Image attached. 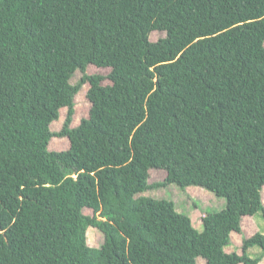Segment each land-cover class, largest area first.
Segmentation results:
<instances>
[{
	"label": "trees",
	"instance_id": "16d2710c",
	"mask_svg": "<svg viewBox=\"0 0 264 264\" xmlns=\"http://www.w3.org/2000/svg\"><path fill=\"white\" fill-rule=\"evenodd\" d=\"M91 63L111 68L104 95ZM86 83L90 115L73 127ZM171 183L226 206L198 230L146 194ZM263 189L264 0H0V264H172L182 244L206 264H259L264 233L227 248L264 216Z\"/></svg>",
	"mask_w": 264,
	"mask_h": 264
},
{
	"label": "rangeland",
	"instance_id": "374dc122",
	"mask_svg": "<svg viewBox=\"0 0 264 264\" xmlns=\"http://www.w3.org/2000/svg\"><path fill=\"white\" fill-rule=\"evenodd\" d=\"M160 32H153L152 39L157 40L160 37ZM110 67L99 66L98 64L91 63L87 66V72L90 74L100 73L106 76L102 83V90L100 94H105V87L111 83L107 78L110 72ZM82 73L78 71L75 74L73 81H77L81 77ZM206 76L208 80H213L211 72L207 71ZM90 85L86 83L75 97V113L73 117L72 126L76 127L80 124L82 118L90 115L91 102L87 96V92ZM67 106L60 107L59 119L52 122L50 128L52 131H61L67 115ZM71 147V138L68 136H54L50 141V149L52 150H67ZM166 177L164 170H151V182L161 181ZM146 194L155 196L157 198H166L173 200L176 205V209L179 212L190 215L193 224L198 227V230H203L202 219L205 212L220 211L225 208L226 200L224 197L216 196L213 192L199 186H190L182 188L175 183H171L166 187H154L146 192ZM264 199V189H263ZM45 211H50V205H46ZM85 212L88 214H94L92 208H86ZM243 233H232V244L227 248V251L236 250L242 252V243L244 236H251L256 232L264 233V216L261 211L254 215H246L242 220ZM102 232L97 227H89L88 229V241L91 246H99L103 243ZM251 257L258 256L262 253L259 246H254L249 250ZM169 256L172 259V264H192L198 261L200 264H206V261L202 258H196L192 249L187 244H182L175 247L170 251ZM259 264H264V257Z\"/></svg>",
	"mask_w": 264,
	"mask_h": 264
},
{
	"label": "crops",
	"instance_id": "0c3cea01",
	"mask_svg": "<svg viewBox=\"0 0 264 264\" xmlns=\"http://www.w3.org/2000/svg\"><path fill=\"white\" fill-rule=\"evenodd\" d=\"M246 217V216H245Z\"/></svg>",
	"mask_w": 264,
	"mask_h": 264
}]
</instances>
